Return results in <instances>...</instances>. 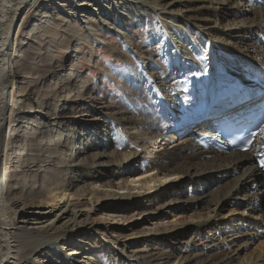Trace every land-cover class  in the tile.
I'll list each match as a JSON object with an SVG mask.
<instances>
[{"label": "bare ground", "instance_id": "6f19581e", "mask_svg": "<svg viewBox=\"0 0 264 264\" xmlns=\"http://www.w3.org/2000/svg\"><path fill=\"white\" fill-rule=\"evenodd\" d=\"M37 1L0 0V264H264V245L244 255L264 234V121L245 153L216 133L250 109L264 116V0ZM49 7L62 22L58 39ZM31 10L45 16L27 34ZM91 21L120 36L126 82L146 96L140 105L100 97L82 107L97 91L74 68L79 47L105 44ZM148 21L158 29L146 48L158 44L157 55L132 48L131 31ZM23 32L64 50L73 37L75 55L35 66L33 49H17ZM47 73L42 96L22 111L17 103ZM9 158L23 174L7 172Z\"/></svg>", "mask_w": 264, "mask_h": 264}, {"label": "rangeland", "instance_id": "374dc122", "mask_svg": "<svg viewBox=\"0 0 264 264\" xmlns=\"http://www.w3.org/2000/svg\"><path fill=\"white\" fill-rule=\"evenodd\" d=\"M45 1H49V0H38L36 2V4L38 6L40 3H42V2L44 3ZM250 8L251 7H249L247 4H244V6H242L241 10L243 12H245L246 14H250V11H251ZM48 10H49V14H50L49 19H51L53 22V23H51V26H49V31L54 32V33H55V31H57L58 34H57L56 38L58 39V38L62 37L61 35L63 34V29L59 28V27H55L54 24H56V25L58 24L61 26L62 22L56 21V15H55L54 10L50 11V7L48 8ZM37 11H38V9L36 8L35 12H37ZM42 14L43 13L41 12L40 16L39 15L34 16L32 10L30 11L28 18L26 19V23H28V25L23 26V30L25 33L29 34V32H27V31L32 27V24L37 23L39 25V24L44 22V19H42V16H45V15H42ZM148 22H149V24H145L142 27H137L131 31V37H132V42H133L132 48L134 50H135V48L141 49L143 51L146 50V51L151 52L149 54L157 55L161 52L159 45L158 44H151V45L149 44L150 46L147 49L146 48V44H147L146 42L148 41L149 34L158 29V25H155V23H153L152 21H148ZM91 23L93 24L94 27L99 26V24H97L96 21H91ZM96 29L99 30V33H97L96 36L103 39V41L105 42L104 46L98 47L97 41H94L93 38H91L90 43L80 45L78 53L81 54L82 59L77 61L79 63H77V65L74 67L76 69V71L79 74H81L83 76V78L86 80L87 85L90 87H94L95 91H97L96 95H93L92 97H88V98H86L85 96L83 97V99H85V100L81 102L82 107L91 106L90 108H94L96 106V104L98 103V98H100V97H103L105 99L107 98V100L109 101V104L112 103L111 105L117 106V108L121 107L123 100H128L133 105H140L141 103H143L146 100V96L144 94H138V93H136V95H134L133 90H131L132 88H130L131 87L130 83L126 82L125 73H126L127 69L131 66V64L126 63L121 57V56H124L125 54H123L121 52V48H120L121 38H120V36L118 34L111 33L108 30L103 31L104 29H102L100 26L97 27ZM24 32H23V34L20 35V39L16 41L17 49L18 48L19 49L27 48V47L33 49L31 54L35 55V56H33L31 58V61L35 62V66H42V68H47L48 70H51L52 68H55L56 66H58V63L61 61H63L64 64H68L72 60V57L75 55V52H73L74 49L71 48V46L74 44L73 37H71L72 40L68 44L69 49L64 50L61 48L54 47V45H52L53 43L51 45H50V43H47V47L42 46L41 44H38L36 42V40H34L32 37L25 36ZM84 32H85L84 30H81L82 34ZM225 38L228 39L227 37H225ZM228 42L231 43L232 41L228 39ZM35 49H37V52L34 51ZM249 50H250L249 52L251 54L253 51L251 49H249ZM45 51H48L50 53V55L52 56V60H48L47 62L42 63L41 58L43 57ZM129 51L133 52L132 50H129ZM39 55L41 56V58H39ZM133 55H134V53H133ZM263 57L264 56H262V58ZM262 58H261V60H264ZM21 61L25 62V60L22 58H21ZM135 61L136 60H132L131 63L134 65H137V61L136 62ZM49 76H50V74L47 73L42 77L41 80L34 82L36 84V87H38L34 94H31L29 91H26L24 96L21 97V100L17 104L20 106V109L22 111H25L23 109H25L26 106H28L27 102L30 101V103H33V105L36 103L37 94L40 92V89H42L46 86L45 83L48 82ZM179 85L182 86L181 84H179ZM16 92H18L17 89H15V91H14L15 95H16ZM40 95L42 96L41 92H40ZM91 98H92V100L90 101ZM95 98H97V99H95ZM71 102H72V100H68V99L63 101L64 105H71ZM79 102H80V100H79ZM62 108L63 107H61L58 111L62 110ZM77 109H78V111H81L80 108H76V110ZM83 115H84V113L81 112V113H79L78 116H82V118L89 119V120L95 119L92 117L85 116L86 114L84 115L85 117H83ZM67 116H72V115L68 114ZM193 129H195V127L191 128V130L189 132H187L184 136L185 137L188 135L190 136L191 131H193ZM16 135H17V133H13L12 138L10 139V142L13 144H11V146L8 150L9 153L11 155H13V157L16 156V155H14L15 148H16L15 144H14V140H15L14 138L17 137ZM111 143H114V139L111 140ZM12 158L8 159L7 165H6L7 172L10 175L14 174V170L16 169V161L12 160ZM18 169H19V167H17V169H16L18 171V173L20 175L23 174ZM24 174L26 175V173H24ZM29 179H30V177L27 180H29ZM15 182H17V181H15ZM28 184H29V186L33 185V180L28 182ZM16 186L17 185L14 184V186L11 188L9 194L13 193V194H15V197L18 198L23 193L19 194L21 191L19 189H17ZM25 198H26L25 201H28L27 197H25ZM77 202H79V201H77ZM82 203L83 202H81V204ZM83 204H85V203H83ZM171 219H172V216H168V220H171ZM134 222H136V221L135 220L131 221V223L128 224L127 228L131 229L132 224ZM112 226L115 227L116 230L122 231L121 228H117L119 226V224L114 223ZM123 226L124 225L120 224V227H123ZM225 231H227V234L229 235L233 231V228H227ZM133 232L134 231H132L131 233H133ZM127 233L128 232H126L125 234H127ZM218 233H220V232L217 231V235H218ZM190 236H191V234L188 235L187 239L190 238ZM261 236L258 239H256V238L253 239L254 241L252 240V243L249 246L250 248L245 251L246 253L244 252L245 254L243 253L244 255H247L248 252H252V254H253V253H256L260 250L261 246L264 245V242H263L264 241V234H261ZM125 239L130 240V238H128V237ZM248 239H249V237H247L243 241H246ZM66 250L67 251H65V252H67V254L71 252L70 247L67 248ZM171 252L174 253V250H172ZM243 254L241 256H244Z\"/></svg>", "mask_w": 264, "mask_h": 264}, {"label": "snow or ice", "instance_id": "6c2138e0", "mask_svg": "<svg viewBox=\"0 0 264 264\" xmlns=\"http://www.w3.org/2000/svg\"><path fill=\"white\" fill-rule=\"evenodd\" d=\"M262 166H264V165H262Z\"/></svg>", "mask_w": 264, "mask_h": 264}]
</instances>
